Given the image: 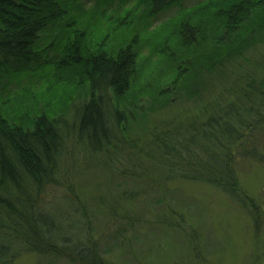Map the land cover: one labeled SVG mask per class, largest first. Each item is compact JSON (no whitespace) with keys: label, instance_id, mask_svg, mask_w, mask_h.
Segmentation results:
<instances>
[{"label":"trees","instance_id":"1","mask_svg":"<svg viewBox=\"0 0 264 264\" xmlns=\"http://www.w3.org/2000/svg\"><path fill=\"white\" fill-rule=\"evenodd\" d=\"M113 2L97 0L94 17ZM179 2L137 0L125 16L126 10L108 16L132 36L127 43L111 30L103 40H86L96 21L88 26L89 20H77L71 5L79 10L80 0H0V86L20 88L27 79L62 88L47 108L40 102L39 111L33 106L20 114L26 110L21 106L11 115L19 122L0 113V264H14L27 253L50 264H110L91 235L88 200L78 196L83 159L110 164L113 178L117 173L138 179L150 177L145 167L150 160L165 173L153 187L168 179L202 183L260 215L237 166L264 165L258 148L264 133V0H208L148 31V22ZM137 10L144 23L136 21ZM141 49L149 55L141 57ZM249 52H255L256 62L247 61ZM154 56L161 69L168 66V82L152 90L157 96L144 94L142 84L147 90L155 85L163 76L158 68L148 67L140 83ZM244 58L249 64L243 71L229 72ZM214 85L219 96L205 102ZM198 99L202 105L187 110L185 119L150 117ZM151 146L161 155L145 150ZM124 149L130 150L128 167ZM115 204L111 210L122 208L119 195ZM183 235L190 255L173 264H197L199 244L194 247ZM124 239V249L131 251L135 244Z\"/></svg>","mask_w":264,"mask_h":264},{"label":"rangeland","instance_id":"2","mask_svg":"<svg viewBox=\"0 0 264 264\" xmlns=\"http://www.w3.org/2000/svg\"><path fill=\"white\" fill-rule=\"evenodd\" d=\"M96 1L80 0L81 8L79 10V7L71 5V11L76 14L77 20H81L82 24L89 20V26L92 20L96 21L95 26L91 27V31L85 34V39L89 42L93 39L103 40L111 30L118 36H122V40L125 39L124 42L129 43L132 36L127 37V34L122 33L119 28L122 22L119 25L120 21L113 22L114 18L108 16H115V14L126 10L125 16L128 11L134 10L137 0H120L119 2L115 0L109 8L104 10V14L94 17V13H97L94 7ZM207 1L180 0L178 6L165 9L148 22L150 28L147 29L149 32L154 31L172 20L177 21L182 13ZM69 13L71 12L69 11ZM136 21L144 23L143 13L140 10L136 12ZM61 27L59 26L60 30L65 28ZM80 30L78 29V31ZM114 41L119 42L120 39L116 38ZM139 54L141 57L148 56L149 50L141 49ZM152 54L154 55V53ZM256 56L255 52H249L245 58L251 64V62H256ZM245 58L235 61L229 72L243 71L244 67L249 64L245 63ZM151 59V63L144 68V76L140 79V83L145 80V74L149 71L148 67L158 68L163 76L159 77L155 85L152 84L147 90L145 83H141L143 87H146L143 90L144 94L147 95L151 92L154 94L153 96H157L152 90L160 89L168 82L164 77V71L168 66L165 70V66L161 69L162 65L158 63V57L154 56ZM47 82L39 83L38 80L26 79L20 88L14 83H9L7 90L0 86V113L4 116H11L18 113L21 106L26 110L20 114L30 112L33 110V106L35 111H39L42 109L40 102L43 107L47 108V103L54 99L53 95L62 89L58 85L49 87ZM216 86L214 85L205 94L203 99L205 102L215 100L219 96L220 91ZM27 90L29 96H25ZM200 103L203 102L198 99L194 102L180 103L177 107L171 105L164 110L159 111V109L150 117L154 122L157 120L159 122L164 118L173 119L176 116L185 119V112L201 106ZM12 119L14 118L12 117ZM14 120L19 122L16 118ZM258 140V148L264 154V133ZM143 144H145L144 141L141 142L140 148ZM145 150L148 153L153 152L157 156L161 155L160 150L154 146ZM122 151V154L127 157L126 160L122 159L126 161L128 167L131 165L127 155L130 150ZM99 160L83 159L85 170L82 177L78 179L76 188L79 198L82 201L88 200L86 209L92 213V220L90 218L91 235L98 242L99 250L110 264H173L176 261L173 259L176 257L181 259L183 255L187 259V255H190L188 250L190 252L191 250L188 247V241L182 240L185 233L194 243V247L199 244L202 258L197 261V264H264V165L254 161H244L238 163L237 166L242 188L259 208L260 215L253 216V209H242L220 190L202 183L168 179L158 187H153L156 186V182L164 178L165 173L150 160L145 163L147 170L151 171L148 173L150 177L145 179L128 178L117 173L113 178L114 171L110 170L111 165L101 166L102 163ZM107 160L108 158L103 164H107ZM117 172L119 173L120 169ZM118 195L122 202V208L116 206L111 210L116 205L115 200ZM96 200L99 202L98 207ZM77 220H79V216ZM163 221L167 224H164ZM107 224H109L108 228H106ZM124 238L135 244L132 245L131 251H127L123 247L121 240H125ZM137 242L144 243V245ZM150 249L155 250L150 252ZM66 263L64 261L62 264ZM14 264H50V261H45L36 254L27 253ZM51 264L53 263L51 262Z\"/></svg>","mask_w":264,"mask_h":264}]
</instances>
